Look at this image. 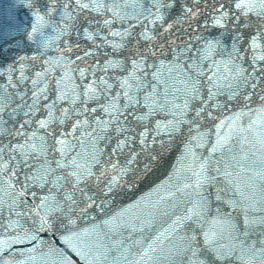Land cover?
Masks as SVG:
<instances>
[{
  "label": "snow or ice",
  "instance_id": "snow-or-ice-1",
  "mask_svg": "<svg viewBox=\"0 0 264 264\" xmlns=\"http://www.w3.org/2000/svg\"><path fill=\"white\" fill-rule=\"evenodd\" d=\"M0 264H264V0L0 2Z\"/></svg>",
  "mask_w": 264,
  "mask_h": 264
},
{
  "label": "water",
  "instance_id": "water-1",
  "mask_svg": "<svg viewBox=\"0 0 264 264\" xmlns=\"http://www.w3.org/2000/svg\"><path fill=\"white\" fill-rule=\"evenodd\" d=\"M0 2H3V0H0ZM163 172V169H160L157 171L152 177H150V180H146L140 184V190H147V187L150 186V181H154L157 176H160V174ZM139 194V192H137Z\"/></svg>",
  "mask_w": 264,
  "mask_h": 264
}]
</instances>
